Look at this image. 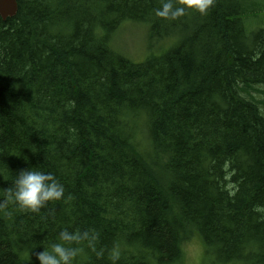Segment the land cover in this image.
<instances>
[{"label": "trees", "instance_id": "trees-1", "mask_svg": "<svg viewBox=\"0 0 264 264\" xmlns=\"http://www.w3.org/2000/svg\"><path fill=\"white\" fill-rule=\"evenodd\" d=\"M168 2L185 12L157 15ZM260 4L18 0L0 16V264H39L62 230L89 233L67 245L72 264H183L195 236L213 261L264 264V114L250 94L264 27L244 22ZM127 22L176 42L136 63L112 46ZM32 168L65 189L37 213L4 191Z\"/></svg>", "mask_w": 264, "mask_h": 264}, {"label": "clouds", "instance_id": "clouds-1", "mask_svg": "<svg viewBox=\"0 0 264 264\" xmlns=\"http://www.w3.org/2000/svg\"><path fill=\"white\" fill-rule=\"evenodd\" d=\"M183 5L200 14H206L213 0H182ZM185 12V7H175L171 2L163 4L162 10L157 12L161 17L176 18ZM12 187L4 190L8 200L25 212L37 213L49 202L59 201L64 197V187L50 173L40 171L38 168L21 170L12 181ZM89 233L80 234L62 230L58 242L51 244L50 249L37 253L39 264H72L78 249L67 245L88 239Z\"/></svg>", "mask_w": 264, "mask_h": 264}, {"label": "rangeland", "instance_id": "rangeland-1", "mask_svg": "<svg viewBox=\"0 0 264 264\" xmlns=\"http://www.w3.org/2000/svg\"><path fill=\"white\" fill-rule=\"evenodd\" d=\"M262 11H264V4H260V8L256 11L245 12L244 22L249 32L259 27H264V13H261ZM256 14H259L258 17H254ZM175 42L174 37L162 39L160 42H157V40L151 42L149 38V27L147 25L127 22L116 33L112 46L118 52L127 56L134 62L139 63L150 56L165 53ZM250 88H255L251 92V95L259 102L260 109L264 114V83L252 85ZM242 94L249 99H253L249 96V92L247 93L243 89ZM183 249V264H222L216 260L213 261L206 255V248L203 246L202 240L198 236L186 241L183 245Z\"/></svg>", "mask_w": 264, "mask_h": 264}, {"label": "water", "instance_id": "water-1", "mask_svg": "<svg viewBox=\"0 0 264 264\" xmlns=\"http://www.w3.org/2000/svg\"><path fill=\"white\" fill-rule=\"evenodd\" d=\"M18 11V0H0V15L5 20L13 17Z\"/></svg>", "mask_w": 264, "mask_h": 264}, {"label": "bare ground", "instance_id": "bare-ground-1", "mask_svg": "<svg viewBox=\"0 0 264 264\" xmlns=\"http://www.w3.org/2000/svg\"><path fill=\"white\" fill-rule=\"evenodd\" d=\"M150 83V82H149Z\"/></svg>", "mask_w": 264, "mask_h": 264}]
</instances>
